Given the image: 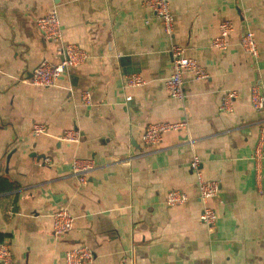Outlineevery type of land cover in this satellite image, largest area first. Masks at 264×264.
I'll use <instances>...</instances> for the list:
<instances>
[{"label":"crops","instance_id":"obj_1","mask_svg":"<svg viewBox=\"0 0 264 264\" xmlns=\"http://www.w3.org/2000/svg\"><path fill=\"white\" fill-rule=\"evenodd\" d=\"M146 1L0 0V241L11 245L12 264H65L81 244L95 252L90 264H264V166L258 176L253 159L264 109L250 100L252 85H264V0H170L174 42L210 74L185 73L184 102L165 87L170 41ZM54 9L64 42L90 59L42 87L28 79L42 61H60L61 42L47 40L36 19ZM227 19L235 29L220 50L212 40ZM243 27L255 32L258 58L241 46ZM132 74L145 84L128 87ZM233 89V110L221 111ZM183 119L204 176L220 181L214 232L200 220L186 132H167L157 146L142 141L149 123ZM35 123L47 133L35 135ZM70 128L79 142L60 139ZM76 157L97 163L84 185L72 172ZM171 189L190 199L168 205ZM60 208L76 217L66 235L53 231Z\"/></svg>","mask_w":264,"mask_h":264},{"label":"built area","instance_id":"obj_2","mask_svg":"<svg viewBox=\"0 0 264 264\" xmlns=\"http://www.w3.org/2000/svg\"><path fill=\"white\" fill-rule=\"evenodd\" d=\"M145 4L152 9L154 17L161 20L170 41L169 53L173 68L172 73L165 80V87L172 97L184 102L187 96L184 86L185 73H191L196 80L207 79L210 74L195 58L185 55V49L182 45L174 42V14L171 10L170 0H147ZM36 25L47 40L61 42L58 48L60 61L55 64L47 60L42 61L34 68L32 76L28 81L42 87H53L58 84L62 76L70 72L71 68L87 62L90 59V53L78 44L64 42L62 23L56 9L37 18ZM234 29L235 24L232 20H223L219 25V34L212 40V46L220 50H226L230 45L229 35ZM241 46L247 54L254 58L259 57L258 42L253 30L245 31L241 38ZM143 84H145V79L139 74L126 76V85L128 87L141 86ZM237 97V90L233 89L223 92L220 110L226 112L232 111ZM131 98L129 95L126 97V100H131ZM83 99L86 104H91L90 92H84ZM250 100L255 110L264 109V85L261 83L252 85ZM32 131L35 135L47 133L48 125L46 123H35L33 124ZM170 131H185V144L191 149L194 148L195 141L190 135L188 119L176 122H151L146 126L142 134V141L147 146H157L163 141L164 135ZM60 139L68 142H79L81 140V133L76 128H70L64 130L60 135ZM253 159L258 176H262V168L264 166V126L260 130ZM96 167V160L91 157H76L72 162L73 175L78 179L80 185L87 183L90 172ZM190 168L196 178L199 200L202 205L200 220L210 232H214L218 223V213L210 204V200L218 195L220 181L207 179L204 176L202 159L194 149L190 160ZM189 199V195L179 189L169 190L166 196V202L170 206L185 204ZM75 224L76 217L67 208H60L53 213V231L56 235L68 234L74 229ZM94 258V250L86 244H81L66 252L65 264H90ZM1 263H13L11 245L5 241H0Z\"/></svg>","mask_w":264,"mask_h":264},{"label":"water","instance_id":"obj_3","mask_svg":"<svg viewBox=\"0 0 264 264\" xmlns=\"http://www.w3.org/2000/svg\"><path fill=\"white\" fill-rule=\"evenodd\" d=\"M245 31H246V29H245V27H243V28H242V34H244ZM31 75H32V74H31ZM1 264H3V263H1Z\"/></svg>","mask_w":264,"mask_h":264}]
</instances>
